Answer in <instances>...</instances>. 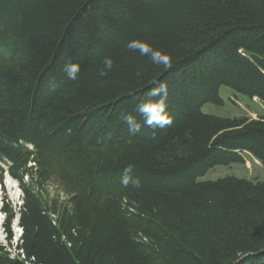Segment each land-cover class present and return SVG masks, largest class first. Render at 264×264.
Instances as JSON below:
<instances>
[{
  "label": "trees",
  "instance_id": "trees-1",
  "mask_svg": "<svg viewBox=\"0 0 264 264\" xmlns=\"http://www.w3.org/2000/svg\"><path fill=\"white\" fill-rule=\"evenodd\" d=\"M160 83L172 123L148 127L137 104ZM222 86L264 104V0H0V162L23 192L0 264H264V181L201 180L245 153L264 164V115L202 111Z\"/></svg>",
  "mask_w": 264,
  "mask_h": 264
},
{
  "label": "rangeland",
  "instance_id": "rangeland-1",
  "mask_svg": "<svg viewBox=\"0 0 264 264\" xmlns=\"http://www.w3.org/2000/svg\"><path fill=\"white\" fill-rule=\"evenodd\" d=\"M220 97L223 100L221 104L207 103L203 106L202 111L205 114L216 115L220 117H249L258 118V116L264 115V104L258 98H250L242 93H238L233 89L222 86L219 91ZM7 172H3V179L6 181ZM228 175H234L237 177H244L254 181H264V164L255 161L254 157L248 153H245L244 163H232L230 165H217L211 169L201 180H216L221 177ZM1 179V174H0ZM2 180V179H1ZM0 180V181H1ZM15 180V179H14ZM16 181V180H15ZM4 182V181H3ZM17 182V181H16ZM18 184V183H17ZM19 185V184H18ZM20 187V186H19ZM34 188L37 190L36 185ZM21 189V187H20ZM47 198L58 197L61 200H66V193L60 188L56 182H51L48 186V192L45 193ZM21 199H14L11 195L10 188L7 185H3L0 190V210L4 208L7 204L13 207L14 210H18L22 203V191L19 197ZM16 204V205H15ZM16 206V207H15ZM7 215L0 211V237L2 241L6 242L7 245V235L4 231L5 221ZM2 220V221H1ZM11 231L13 233V242L17 244L19 242L18 234L20 231V226L16 225L14 222L11 226ZM12 253H16L14 247L11 248Z\"/></svg>",
  "mask_w": 264,
  "mask_h": 264
},
{
  "label": "clouds",
  "instance_id": "clouds-1",
  "mask_svg": "<svg viewBox=\"0 0 264 264\" xmlns=\"http://www.w3.org/2000/svg\"><path fill=\"white\" fill-rule=\"evenodd\" d=\"M128 48L138 51L141 55L150 57L153 64L170 66V58L168 55L154 50L150 44L143 41H130ZM106 71H101L100 75H105L107 71L113 68V60L110 57H105L103 60ZM64 71L70 80H75L77 74L80 72V65L78 63L66 64ZM168 95V86L166 83H160L157 87L150 89L147 93V99L142 100L137 104L136 111L143 120V124L148 127H166L172 123V120L167 114L166 99ZM159 99H154V98ZM124 122L128 124L129 131L133 134L140 131V123L130 115L123 117ZM132 166L129 165L124 170V175L121 177V183L127 187L130 183L135 187L140 186L139 178H133L130 173Z\"/></svg>",
  "mask_w": 264,
  "mask_h": 264
},
{
  "label": "bare ground",
  "instance_id": "bare-ground-1",
  "mask_svg": "<svg viewBox=\"0 0 264 264\" xmlns=\"http://www.w3.org/2000/svg\"><path fill=\"white\" fill-rule=\"evenodd\" d=\"M31 149L33 148V147H30ZM255 159V158H254ZM257 160V159H256ZM255 160V161H256ZM258 161V160H257ZM259 162V161H258ZM9 164L10 163H8L7 161H3V162H0V174H1V172H2V174H1V181L3 182L4 181V183H5V185H7V186H9V188H10V192H11V195H12V197L14 198V199H16V198H19V199H21V196L19 197V195L21 194V191H22V189H20V185H18L19 184V182H18V180H16L14 177H12L11 175H10V173H9V170H8V168H9ZM30 165H32V164H30ZM7 172L8 174H7V179H6V181L3 179V172ZM17 181H15V180ZM18 183V184H17ZM22 196H23V192H22ZM22 203H23V201H22ZM22 203H21V205H22ZM16 205V204H15ZM21 205L19 206V208H18V210L20 209V207H21ZM16 207V206H15ZM1 210H2V213H5L4 211H3V208H1ZM0 210V211H1ZM17 211V210H16ZM6 214V213H5ZM19 218H20V214H17L16 215V217H15V219H14V223L16 224V225H18V226H20L19 225ZM2 221V220H1ZM13 224V223H12ZM20 229L22 230V228L20 227ZM4 231H5V229H4ZM22 233H23V231H20V233L18 234V236H19V239L21 238V236H22ZM0 240L2 241V239H1V237H0ZM2 242H4V241H2ZM4 244L6 245V242H4ZM14 255H15V253H13Z\"/></svg>",
  "mask_w": 264,
  "mask_h": 264
},
{
  "label": "crops",
  "instance_id": "crops-1",
  "mask_svg": "<svg viewBox=\"0 0 264 264\" xmlns=\"http://www.w3.org/2000/svg\"><path fill=\"white\" fill-rule=\"evenodd\" d=\"M256 160V159H255Z\"/></svg>",
  "mask_w": 264,
  "mask_h": 264
}]
</instances>
